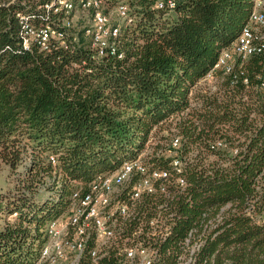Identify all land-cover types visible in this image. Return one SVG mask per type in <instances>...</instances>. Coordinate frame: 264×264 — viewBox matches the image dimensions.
I'll use <instances>...</instances> for the list:
<instances>
[{"label":"trees","instance_id":"16d2710c","mask_svg":"<svg viewBox=\"0 0 264 264\" xmlns=\"http://www.w3.org/2000/svg\"><path fill=\"white\" fill-rule=\"evenodd\" d=\"M128 1L134 21L120 34L123 57L97 60L80 28L69 31L67 48L24 50L15 13L34 14L35 2L0 0V163L11 179L0 193V264H35L72 194L135 159L152 138L147 163L169 170L176 158L186 182L181 190L172 175L169 198L140 200L144 231L153 217L169 227L164 239H150L157 264H178L191 230L203 240L191 264H264V90L255 89L264 55L244 62L241 76L236 64L234 83L219 70L213 85L202 83L253 0H177L172 11ZM216 141L225 146L212 149ZM91 246L79 264H92ZM118 260L110 250L96 264Z\"/></svg>","mask_w":264,"mask_h":264},{"label":"built area","instance_id":"2783aa9c","mask_svg":"<svg viewBox=\"0 0 264 264\" xmlns=\"http://www.w3.org/2000/svg\"><path fill=\"white\" fill-rule=\"evenodd\" d=\"M153 1L158 9L166 11L174 10L177 2ZM34 2V14L29 15L23 10L15 13L24 50L32 47L40 51H50L58 46L67 48L69 31L80 28L90 41L93 59L123 57L119 47L120 34L134 21L128 0ZM260 55H264V0H253L247 23L234 42L221 51L214 67L202 81L212 83L215 71L219 70L224 75H231L234 83L238 73L243 75L242 64L250 57ZM236 64L238 73L235 72ZM241 82L245 86L249 84L246 77ZM255 89L264 90V80ZM179 144L180 137L174 135L170 140L171 148L176 149ZM224 146L221 141H216L211 148ZM237 152L234 150L233 154ZM50 161L56 163L54 157H50ZM170 167L169 170L153 168L139 154L115 172L97 176L87 191L76 190L67 214L49 223L46 243L35 264H79L89 243L92 246L87 252L92 264L107 256L110 250H116L118 264H157L158 250L150 244V239H164L169 234V227L153 217L148 221L150 229L144 231L138 206L144 195L162 194L169 198L168 181L172 175L177 187L184 189L183 164L175 158ZM195 233L196 230H191L180 243L183 254L178 256V264H191L193 255L202 246V235L196 236Z\"/></svg>","mask_w":264,"mask_h":264},{"label":"rangeland","instance_id":"374dc122","mask_svg":"<svg viewBox=\"0 0 264 264\" xmlns=\"http://www.w3.org/2000/svg\"><path fill=\"white\" fill-rule=\"evenodd\" d=\"M202 83H206V82L202 81ZM211 84L213 85L214 83L213 82L212 83H206V85H208V86H211ZM157 141H158L157 138L156 139L152 138L150 145H154V143H156ZM150 145H148L147 149H145L140 154L141 158L146 163L149 161L150 155L152 153V150L149 147ZM9 189H11V179H10V176H9V171L4 165H2L0 163V193H6L7 191H9Z\"/></svg>","mask_w":264,"mask_h":264}]
</instances>
